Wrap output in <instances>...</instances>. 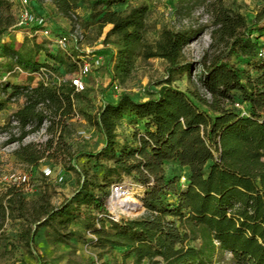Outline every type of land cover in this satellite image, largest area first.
Returning <instances> with one entry per match:
<instances>
[{
	"label": "trees",
	"instance_id": "16d2710c",
	"mask_svg": "<svg viewBox=\"0 0 264 264\" xmlns=\"http://www.w3.org/2000/svg\"><path fill=\"white\" fill-rule=\"evenodd\" d=\"M207 1L209 23L188 28L163 26L159 36L150 39L156 26L145 2L53 0L58 11L71 19L80 2L88 3L93 19L102 15L101 26L112 25L104 42L113 45L108 48L107 61L113 63L114 80L129 76L139 57L165 60L167 77L145 100L123 91L116 100L103 98L95 113L80 108L103 137L97 151L63 145L67 120L77 113L76 99L91 101L89 88L76 91L70 79L36 86L1 81L0 112L13 97H23V105L14 112L23 127L31 123L35 130L40 128L47 117L45 111L52 120L46 144L23 145L16 156L37 165L46 149L55 147L69 156V169L79 176L75 192L57 208L48 200L30 208L21 186L1 190L0 236L9 217L21 219L24 224L18 236L37 264H45L35 244L39 228L53 219L69 223L81 215L84 205L107 213L106 199L112 192L108 179L122 170L134 174L145 187L141 199L146 212L119 221L109 218L111 231L101 220L103 225L95 229L101 243L128 246L124 258L133 256V264H214L219 251L230 252L238 264H264V6L252 17L224 0ZM5 4L9 3L0 0V35L12 32L16 24L13 16L3 14ZM208 29L210 47L200 58H189L186 48ZM48 45L46 40L26 36L18 47L14 40L0 38V57L14 62L9 72L19 67L35 73L49 67L63 78L78 71L69 54L61 49L53 52ZM41 52L54 63L40 61ZM81 53L72 51L73 56ZM232 56L247 67L230 61ZM195 72L196 81L192 79ZM184 73L196 86L192 92L172 85L174 76ZM124 117L144 121L145 131L135 132L133 142L121 143L118 138L117 127ZM7 127V123L0 124V131ZM79 156L96 160L106 156L114 161L106 165L101 181L99 175L76 168L74 161ZM171 161L188 167L186 186L178 178H167L165 165ZM189 240H199V244H189ZM19 264L29 263L21 260Z\"/></svg>",
	"mask_w": 264,
	"mask_h": 264
},
{
	"label": "rangeland",
	"instance_id": "374dc122",
	"mask_svg": "<svg viewBox=\"0 0 264 264\" xmlns=\"http://www.w3.org/2000/svg\"><path fill=\"white\" fill-rule=\"evenodd\" d=\"M224 1L228 6L239 9L242 13L252 17L264 6V0ZM134 2H145L150 5L152 10L151 22L156 26V29L149 33L150 39L157 38L163 26L188 28L193 26V24L204 25L210 22V15L206 10L209 3L207 0H134ZM37 10L47 17L52 29L64 31L71 29L73 24L71 18L54 10L53 0L38 4ZM2 12L5 16H13L15 22L19 16V7L17 4H5ZM92 12L94 11L88 3H79L76 14L78 23L85 32V39L81 44V48L85 51H97L104 56V60L98 69H95L85 77L91 101L85 102L76 99L77 113L67 120V131L64 134L63 145L71 147L72 150L83 148L97 151L103 146L101 133L87 121L84 113L80 111L81 109L84 112L95 113L102 98L110 99L114 96H119L123 91L130 92L136 99L145 100L152 91L160 88L161 81L167 77L166 62L164 60L161 58L145 60L139 57L129 76L125 77L123 81L120 78L114 80L111 74L113 63L107 61L110 53L108 48H112L113 45L104 42L109 28L112 26L111 24H106L102 27L98 21L102 15L93 19L91 17ZM185 20L188 22H185ZM68 21L69 26L66 25V28L62 27V24L65 22L68 24ZM262 24H264V20ZM17 31H20V29H17ZM17 31L10 32L6 30L0 35V38L2 41L14 40L19 47L25 39H23L24 34ZM209 31L210 29L206 30L186 48V54L189 58H200L203 52L210 47L211 42L206 38ZM38 39H40L39 41L44 40L43 38L42 40L41 38ZM48 48L53 52L57 50L56 47L51 45H48ZM38 59L45 62L49 58H47L45 52H41ZM229 60L247 67L243 62H238L236 56L230 57ZM12 64L14 62L8 58L0 57V75L9 72V66H12ZM24 73L26 72L14 70V72L6 75L5 80L11 83L20 82L22 76H25ZM197 75L198 72H195L192 78L194 81H196ZM72 76L73 73L66 74L68 79ZM192 79L187 73L177 74L173 78L172 85L192 92L196 89ZM114 81L120 83V91L114 89ZM16 104L9 103L2 110L0 113L2 125L7 123L9 126V118L18 108ZM55 118L57 120L58 116H55ZM137 131H145L144 121L135 118L124 117L117 127L118 138L121 143L133 142V135ZM3 146L4 144L0 141V191L13 186L9 185L11 174L24 173L29 176V182L21 187L23 189V197L28 202V206L30 208L39 207L45 200H48L52 207L57 208L67 198L71 197L77 189L79 175L75 170L69 169V165H71L70 158L63 150L56 151L55 147L48 148L37 165H30L19 159L15 151L8 152L3 149ZM113 161V158L106 156H101L99 160L79 156L75 159L74 164L81 171L99 175L102 181L106 173V165L113 164ZM46 167L51 170L49 175L43 171ZM165 174L167 178H178L181 182L182 176L186 180L188 170L186 166L171 161L165 165ZM118 178L129 180L130 183L132 182L136 187H139L141 191L144 188V186H140L141 183L136 180L134 174H127L121 170L120 175L115 173L109 177L108 180L111 182L109 188L111 190ZM140 200L142 203L141 209H124L120 212L121 216H123L122 218L129 219L144 215L146 207L143 200L141 198ZM168 200L171 201V197ZM81 212L80 216L69 223L62 224L58 219H53L48 225L39 228L35 236V244L37 250L44 256L45 264H133V256L124 258L128 246H112L111 244H103L98 241L95 229L103 225L101 220L104 221L105 228L111 231V220L105 218L106 213L90 205H84ZM85 212H89L90 215L87 216ZM22 224L24 223L21 219L10 217L7 219L5 231L0 236V264H19L21 260H25L29 264H37L36 259L29 254L25 241L18 236L19 231L23 227ZM188 243L197 245L199 240H189ZM214 264L238 263L230 252L219 251L215 256Z\"/></svg>",
	"mask_w": 264,
	"mask_h": 264
},
{
	"label": "built area",
	"instance_id": "2783aa9c",
	"mask_svg": "<svg viewBox=\"0 0 264 264\" xmlns=\"http://www.w3.org/2000/svg\"><path fill=\"white\" fill-rule=\"evenodd\" d=\"M10 4H17L19 7V16L16 21V24L11 28L13 31H17L13 29L15 27L20 29V31L26 37H36V38H43L46 40L49 45L56 47L57 49H61L65 53L69 54L72 59L78 65V71L73 73V76L69 78L72 84L75 86L76 91H84L88 88V83L85 81V77L92 73L95 69H98L104 60V56L96 51L92 50H83L81 48V44L85 39V32L81 28L80 24L78 23V16L77 14H73L72 26L71 29L68 31L64 30H54L50 27L47 17L37 10L38 3L35 0H5ZM48 1V0H43ZM130 2H134V0H129ZM185 22H188L185 20ZM191 25V24H189ZM196 26L193 24V27ZM211 42V34L210 31L207 37ZM73 49L83 51L79 55L73 56L72 51ZM264 54V48L261 52V55ZM16 70L23 71V69L16 67ZM11 72H7L0 75V82L6 79V75L10 74ZM35 80L37 82H43L45 85L50 84L52 81L60 82L64 80L62 77H57L54 71L49 67H42L39 71L35 72ZM113 87L116 91H120L121 85L120 83L114 81ZM24 102L23 97H13L10 103H17V102ZM103 98L99 102L102 104ZM43 103L39 104V108H43ZM235 105L239 108L244 110V105L240 102H236ZM47 117L44 119L43 124L40 128L34 129V125L28 123L25 127L22 126L19 119L12 113L9 118V126L0 131V141L4 144V150L8 152H14L18 148L23 145H27L30 143H34L37 145H44L51 137L49 128L51 126L52 120L50 114L45 111ZM23 132H27L26 135L22 138ZM44 173L49 175L51 170L49 167L45 168ZM10 184L9 185H17V186H24L29 182V176L27 174H16L13 173L10 175ZM187 178L182 176L181 184L182 186H186ZM142 187V185H140ZM145 188V187H144ZM144 188L142 191L139 187H136L135 184L132 182L130 183L129 180H122L116 183L112 189L111 194L106 199V209L107 213L106 216L112 220L119 221L123 216H121V211L127 209L126 204L121 200L125 193H130L135 195L139 200L143 196ZM141 201V200H140ZM142 205V203H140ZM130 209H134L133 205H130ZM119 212V213H118Z\"/></svg>",
	"mask_w": 264,
	"mask_h": 264
},
{
	"label": "crops",
	"instance_id": "0c3cea01",
	"mask_svg": "<svg viewBox=\"0 0 264 264\" xmlns=\"http://www.w3.org/2000/svg\"><path fill=\"white\" fill-rule=\"evenodd\" d=\"M53 8H54V10H56V11H58V9H57V7H56V5L54 4V2H53ZM59 13H61L60 11H59ZM63 26L62 27H64V28H66V25L67 26H69V21H68V24H67V22H65V23H63L62 24ZM112 26V25H111ZM111 29V27L109 28V30ZM17 32H19V31H17ZM100 38H102V37H100ZM23 39H25V36L23 35ZM40 40V39H39ZM42 40V39H41ZM163 60V59H162ZM48 63H50V64H52V63H54L53 62V60H51V59H48V60H46ZM165 61V60H164ZM243 66V65H242ZM11 72H14V70L13 71H11ZM24 72H26V73H24L25 74V76H22V79H21V81L20 82H16L17 84H31L32 86H36L39 82H37L36 80H35V74L34 73H30V72H28V71H24ZM63 79L64 80H62V81H60L59 83H61V82H63V83H66L67 82V79L68 78H66V75H65V77H63ZM118 98V96H114V97H112V98H110L111 100H116ZM18 107H20V106H22L23 105V102L22 101H20V102H17V104H16ZM2 112V111H1ZM0 112V113H1ZM123 120V119H122ZM121 123H123V122H121ZM0 124L2 125V122H0ZM47 168V167H46ZM186 168H187V170L189 171V169H188V167L186 166Z\"/></svg>",
	"mask_w": 264,
	"mask_h": 264
},
{
	"label": "bare ground",
	"instance_id": "6f19581e",
	"mask_svg": "<svg viewBox=\"0 0 264 264\" xmlns=\"http://www.w3.org/2000/svg\"><path fill=\"white\" fill-rule=\"evenodd\" d=\"M19 33H22V32L19 31ZM121 200L124 202V204H126V207L128 206V208L126 210H128V209L130 210V207H131L130 205H133L135 207L134 208L135 210L139 209L141 207V204H140L141 201L135 195H132L130 193H125L123 195V197L121 198Z\"/></svg>",
	"mask_w": 264,
	"mask_h": 264
}]
</instances>
